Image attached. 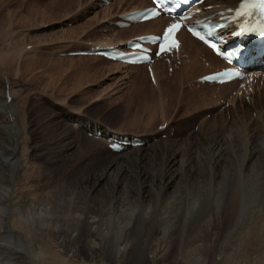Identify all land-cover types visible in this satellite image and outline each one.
Segmentation results:
<instances>
[{"label": "rangeland", "instance_id": "rangeland-1", "mask_svg": "<svg viewBox=\"0 0 264 264\" xmlns=\"http://www.w3.org/2000/svg\"><path fill=\"white\" fill-rule=\"evenodd\" d=\"M29 1L6 0L3 7L8 11L18 10L21 15H24L25 10L30 8L35 14L40 13L43 15V10H46L45 15L49 14L46 16L49 18L44 21L39 19V21L31 22V29L24 28L30 31H28V34H31V41H28V43L26 41L28 47L26 50L24 49V52H31V60L33 59L36 62L35 65L38 64L37 67L40 66L36 68L33 64L35 62L31 61V66L33 64L31 68L35 67L31 69V82L29 77L19 79L16 75H10L4 70H0V83H9V91L16 93L15 97H17L13 98L12 101L16 104L21 115L24 116H21L24 119L22 121L24 133L19 143L25 154L21 155L20 160L25 162H23V170L26 169V171L23 175L31 170L30 175L24 179V182L28 183L34 194L41 198H44V196L47 198L59 189V175L67 179V182L72 183L71 186H65L66 188L61 191L63 202L60 203V209L56 210V205L53 208L56 217L54 225L60 227L62 235L70 236V233L75 232L80 226V228L86 227V225H83L84 219H80L92 214V216L96 215L97 218L104 216L102 222L104 227L108 226L106 227L110 231L111 244L117 241H129L137 245L140 244L144 248L146 244L156 238L153 243L164 240V246L170 249L173 254L170 258H174L178 256L180 250L195 252L197 248L195 249L194 245L191 246L193 242L195 244L194 239L198 241L203 240L204 237L207 238L206 232L209 231L212 235L209 237L210 239L218 235L217 246L219 247H216L218 252H216V255H220V252L223 253L225 257L222 256V264H264V248H261V246L252 247L247 241L248 234L250 235L248 230L253 226L254 220L259 215L257 206L250 205L244 210L241 209V215L237 214L238 216L231 217L223 212L222 209L230 201H234L235 205L241 202L244 204L240 194L234 196L235 189L238 187L236 179L234 180L231 175H228L227 178L212 175L201 176L204 171L201 168L202 163L200 161L207 156H210L213 160L219 152L218 150H212L211 147L197 149L193 147L197 140L191 138V134L199 131L203 118V120L206 118L209 120L213 116L215 121H218L217 126H221L224 130L221 111L232 107L229 100L237 96V91H234L237 85L226 88L228 94L218 102L220 92L225 91V88H205L197 82L198 77L206 72L209 73L208 63H200L199 66H194L193 69L189 70L186 68V60L182 62V58L177 59L172 73L167 64L162 61L158 62L154 68H159L158 70L163 75L164 80L163 83L155 85L149 78L147 67H121L122 69H114L110 72L107 70L110 65L101 60L89 59L90 57H85V59L82 56H72L71 58L68 55L71 51L88 50L96 44H101V46L106 43L124 44L133 37L152 32L153 28L149 29L150 26L135 28L132 26L129 29H119L115 26V21L119 19L123 12L130 11L139 5L133 3L132 0H125L122 3L116 1L111 4L102 3L101 0H91L92 3L89 7L79 8L76 6L75 9L74 7L70 9H74L71 13L66 12L67 14L63 13L67 9L63 6L65 5L64 0ZM106 19L110 20L109 23ZM157 28L158 26L154 27L156 32L159 33L160 31ZM104 70L107 71L104 72ZM94 71L96 72L94 73ZM53 72H59L58 77L55 75L53 78L56 81L55 84L61 86L51 84L48 79L43 77L47 74L49 76ZM77 72L82 73H79V76L83 75L79 79L74 76L78 74ZM39 76L41 81L37 80ZM42 77L45 80L44 82ZM180 79H182V83H179ZM63 83H65V87ZM260 86H262V83ZM238 97L243 98V95L240 94ZM248 98L246 100L243 98V100L249 102ZM60 119L63 120L66 128L60 126L58 123ZM75 119L88 123L91 120H96L102 127H105L104 129L107 128L120 134L124 132L134 136L140 135L138 137L148 136L150 141L142 147L143 151L141 148H137V150L141 149L142 153L140 155L136 149L132 150V148L126 152H137L139 157H143V153L148 150L155 153L145 156L142 158L143 160H132L130 163L125 164L126 167L119 166L116 167L117 170L115 168L106 170L110 163L112 167L116 166L118 159L115 157L120 156L121 153L117 155L110 152L108 145L102 140L103 137L97 138L98 140L94 139L86 131L85 125H77ZM164 124L167 125V129L161 126ZM0 128L2 129H0V132H2L0 135L5 137L7 143L3 144V149L9 150L10 144H12L10 137H8L9 129L2 126ZM6 128L8 131H6ZM66 130H69L72 136L67 138L65 135ZM234 133L223 135L228 142L225 145L226 147H222L221 150L228 157L224 158L223 161H228L230 158L233 163L235 162L232 170L236 169L237 171L242 162V160H239V162L238 159L242 157L239 154L241 152L236 150L239 134H236V132L235 135ZM233 135L235 139L232 137ZM175 141L179 144L183 143L180 149L181 161L171 169L175 176V182L166 194L162 191V187L165 186L170 174L167 158L161 155L158 144L160 142L174 143ZM202 143L205 142L202 141ZM110 153L113 155L112 158ZM192 157L196 162L192 160ZM59 158L61 166L56 168L55 160ZM262 158L264 159V155ZM261 172L264 173V169ZM76 189L77 191H75ZM261 190L260 196H257V199L255 198L259 201L255 200V203L259 204L260 202L264 208V189ZM75 199L80 202L75 201ZM117 200L118 204H116ZM114 204L116 206H113ZM231 211L232 209H230V213ZM160 219H166L163 220L164 224L159 225ZM83 235L84 242L80 244L72 242L71 245L68 244L69 247H64L62 240L54 237L49 231L43 230L38 235V240L41 241V246H44L47 256L35 260L38 261V264H45V262L46 264H108L102 261L99 255H91L88 247L83 245L86 242L87 233L83 232ZM134 236L135 239H133ZM163 236L165 238H162ZM95 239L99 240V236H96ZM54 242H57L60 248L56 247L57 245ZM51 246L55 250H51ZM73 249L78 251L76 252ZM64 250H66L65 252H67L71 261L62 259L61 262L57 263L56 255L64 252ZM138 251L135 253L136 256H142L141 250ZM208 256L209 254L203 257L208 258ZM192 262L197 263L195 260ZM149 263L150 261H147L144 264ZM123 264L132 263L125 262ZM162 264H176V262L169 259V261H164Z\"/></svg>", "mask_w": 264, "mask_h": 264}, {"label": "bare ground", "instance_id": "bare-ground-1", "mask_svg": "<svg viewBox=\"0 0 264 264\" xmlns=\"http://www.w3.org/2000/svg\"><path fill=\"white\" fill-rule=\"evenodd\" d=\"M109 1L111 3H115L116 1L122 3L125 0H109ZM139 1L140 0H132L133 3H138L139 5L133 9H131L130 11H125L123 13H128V12H131L133 10L144 9V8L151 6V4L149 3L148 0H141L140 2ZM238 1L239 0H209L207 5L213 6L215 11H223L226 9H232V8L236 7L238 4ZM29 2H31V0ZM5 3H6V0H0V46H1L0 47V70H4L5 72H7V74H10V75H16V76H18L19 79L29 77V80L31 82V69H33L35 67L39 68L40 65L37 67L38 64L35 65L36 62L32 59L35 62V63L32 62L35 65V67L31 68L33 66V64L31 66V61H32L31 60V52L30 53L24 52V49L26 50L28 47L27 46L28 44L26 45V41H27V43H28V41H31V34L30 33L28 34L29 30H25L24 28L31 29V22L39 21V19L44 21L47 18H49V17H46L49 14L45 15L46 10L42 11L43 15H41L40 13L35 14L31 11V8H30L29 10H25L24 15L23 14L21 15V12L18 10L17 11L6 10V8L3 7V5ZM63 3L65 4L63 6L67 8L65 10L63 9L64 10L63 13L65 14L68 11L71 13V11H73L76 8V6L79 8L80 7L83 8V6L89 7L90 4L92 3V1L91 0H64ZM30 6H31V4H30ZM73 7H74V9L70 10ZM60 12H62V11H60ZM109 21L107 20L108 23H109ZM166 23H168V22H166L164 19H158V20L150 21V22H147L144 24L135 25L133 28L141 27V26H150L149 29H151V28H153V29H152V32H148V33H155L156 32V30L154 29L155 26H158V28H157L158 31H162ZM75 32H77V31H75ZM148 33H146V34H148ZM142 35H144V34H142ZM180 37H182L181 40L183 42L182 52L185 54L189 70L191 68L193 69L194 66L200 65L203 53H205L208 56L207 61L210 62V66L213 69H215V71L221 69L222 66H224L222 64V61L219 58H217L216 56H214L212 54V52L207 47H205L203 44H201L197 40L190 37L185 32H182L180 34ZM62 40H63V38H62ZM115 44L106 43L102 46H114ZM118 47H120V46H118ZM80 51H82V50H80ZM83 51H85V50H83ZM71 52H78V51L76 50V51H71ZM206 55L204 57L207 59ZM73 57H79V56H73ZM83 57L85 58V56H83ZM88 57L89 56H86V58H88ZM71 58H72V56H71ZM89 59L101 60L105 64L110 65L109 66L110 68L107 69L110 72L113 71L114 69H120L121 67L122 68H127V67L143 68V67H145L143 65L142 66H127L124 64L115 63V62L106 60L102 57H90ZM153 69H154V78H155L156 85L163 83L164 78H163V75L159 72V70H158L159 68L158 69L153 68ZM91 70H93V69H91ZM101 70H103V69H101ZM107 70H104V72ZM95 72L96 71H94V73ZM208 72L211 73L212 71L208 70ZM48 73H50V72H48ZM79 73H81V72H79ZM79 73L77 75H74L75 78L79 79L80 77L83 76V75L79 76ZM58 74H59V72H55V73L53 72L49 76H47L48 75L47 74V75H44L43 77L45 79H48L51 84L60 85V84H55L56 81L53 78V77H55V75L58 77ZM99 74H101V73H99ZM204 74H207V72ZM43 77H42V80H43ZM57 77H56V79H57ZM60 77H61V75H60ZM40 78L41 77L39 76V78L37 80L41 81ZM67 79H69V78H67ZM44 81L45 80H43V82ZM57 81H58V79H57ZM60 81H61V79H60ZM261 81L262 80H260V81L258 80V82H257V83H259L258 85L253 84V86H248V89H249V87L253 88V92L247 94L249 97V102H246L245 100H243V98H240L238 96H236V97L234 96V98L230 99L231 101L229 100L230 103H232V105H231L232 107L228 110L225 109V111H221L222 112L221 117H223V120H224L223 121L221 119L224 122V127H225L224 130H223V128H221V126H217L218 121H215L213 116L209 120H207V118L205 120H203L204 119L203 118L202 120L200 119L202 123L200 124L199 131L197 133L191 134V138H195L197 140V142L194 146L192 144L193 147H195L197 149H201L204 147H211L212 150H214V151L218 150V152H219L215 155V158L213 160L210 156H209L210 158L207 156L208 158L206 157L205 159H202L200 161L202 163L201 168L204 171V173H201V176L212 175L215 177L227 178L228 175H231L234 178V180L236 179L238 187L235 189L236 193L234 194V196H238L237 194H240L242 201H244V204H242V202H241V203L235 205L234 201H230L227 204V206L224 209H222L223 212L232 217L234 215L240 214L241 209L244 210L245 208H248V206H250V205H256L257 206V213L259 215H258V217L256 216L257 218L255 216H253L256 219L254 220L255 223L253 224V226L251 228H249V230H248V231H250V235L248 234L247 241H248V244H250L252 247L261 246V248L262 247L264 248V208L261 206L260 202H259V204L257 203L259 200L258 201L256 200L257 196L258 197L260 196L259 193L262 192L261 189H264V173L261 172L264 169V159L262 158L264 155V82H263V87L261 88V87H259L261 85L260 84ZM182 82H183L182 79H180L179 83H182ZM63 84L65 87V83H63ZM233 84H235V83L226 84V85H223L222 87L227 88V87L232 86ZM162 85H160V86H162ZM240 85H241V83H240ZM64 87H63V90H64ZM211 87H214V86L213 85H206L205 86V88H211ZM8 88H9V83H0V117H1L0 126L7 127L9 129L8 137H10V140L12 141L11 142L12 144H10L9 150L3 149V144H7V143L4 139L5 137L0 135V264H38V261H36L35 259H40L42 257L47 256L46 251L44 250L45 248H43L44 246L42 247L41 241L38 240V235L40 234V232H43V230L49 231V233L52 234L54 237H58L59 240H62L64 247L65 246L69 247L72 242H78L79 244L84 242L85 240H84L83 232L87 233L86 242L83 245L88 247L89 252L91 253L92 256H94V255L98 256L99 255L101 260L104 262H107L108 264L109 263L110 264H123L125 262H127V263L130 262L132 264H144L147 261L148 262L150 261L151 264L152 263L154 264L157 262L162 264L164 261H169V259L175 260L176 264H194L192 262L193 260H195L198 264H222L221 259H222L223 253L220 252V255H216V252H217L216 247H219V246H217L218 241H219L218 235H216L214 238L212 237V239H210L209 237H211L212 235L209 231L206 232L207 238L204 237L203 240H198V241L196 239H194L195 244H193L194 243L193 242L191 244V246L194 245L195 249L197 248V250L195 252H187L185 250H180V252L178 253V256H176L174 258L173 257L170 258V256H172L173 254L170 251V249H167L164 246L165 245V242H163L164 240L162 242H157L155 244L153 243V241H156V238L153 239L152 242L146 244V246L144 248H142L140 246V244L137 245V244L129 242V241L128 242L117 241V239H116L117 242H115L114 244L113 243L111 244L110 243L111 236H109L110 231L107 230V227H108L107 225H106L107 227L106 226L104 227V224L102 222L104 220V219L102 220V217H104V216H102L101 214L100 215L102 217L99 216L98 218L96 215L92 216V214L90 216L82 218L81 217L82 214H81L80 220L84 219V222L86 224L83 221L82 222H83V225H86V227L80 228L81 227L80 226L79 229H77L75 232L70 233L71 234L70 236L62 235V231L60 230V227H58V226L56 227L54 225L55 221H56L55 220L56 217H55V213H53V208L56 205V207H57L56 210L60 209L59 208L60 203L63 202L61 200V198H62L61 197V191L64 188H66L67 186H71L72 183L67 182L68 181L67 179L63 178L62 175L58 174L59 175L58 182L60 183L59 189L54 191L47 198L45 196H44V198H41V197H38L34 194V192L31 190V187L29 186L28 183L24 182V179L27 178L31 173V170H30V171H28V173L23 175L25 173L26 169L23 170V162L24 161L20 160L21 155L25 154L22 151V148H20V143H19V141H20V139L24 133V131H23L24 127L22 124V121H24V119H22V117H24V116L21 115L16 104H14L12 101L13 98H17V97H15L16 93L10 92ZM53 88H54V86H53ZM56 89H57V87H56ZM256 89H257V91H256ZM234 91H237V95L241 91L243 92V94H245L244 90L241 89L240 87ZM227 94H228L227 89H225V91L220 92V95L218 98L222 99L223 96H225ZM247 95H246V97H247ZM196 102H197V99H196ZM202 102H203V100H202ZM189 107H191V106H189ZM74 121H75V123L77 122V125H79V123L81 122L86 127L89 124L88 122H84L83 120H80V119H75ZM58 123L60 124L61 127L66 128V127H64L63 120L60 119V121H58ZM7 128H6V131H8ZM58 128H59V126H58ZM104 128L105 127H101V129L104 130L103 133L105 135V137H103L102 140L105 142L106 145H108L109 144L107 142L108 138L112 137V134H116V135H118V134L115 132L111 133L110 130H108L107 128L106 129H104ZM3 130H4V128H3ZM90 130H91V132L95 131L92 126L90 127ZM97 130H100V128L97 127ZM59 132H60V130H59ZM234 132L235 133L237 132L236 134H239V142H237L238 148L236 150H239L241 152L239 154L242 157L241 159H238V161L242 160V162L240 163L239 169L237 171H236V169L232 170L235 162L233 163V161L230 158L228 159V161L227 160L223 161L224 158L226 159L228 157H226L225 156L226 154L221 150L222 147H226L225 145L228 142L223 137V135L232 134ZM1 133L2 132H0V134ZM65 135L67 138L72 136L69 130H66ZM134 137H138V136H134ZM232 137L234 138L235 136L233 135ZM138 138H140L141 142H143V146L140 147L143 151L142 147H144V145H146V143H149L150 140H149L148 136L147 137L142 136V137H138ZM94 139H96V138H94ZM195 139H194V141H195ZM236 139H238V138H236ZM7 140H9V139H7ZM92 141L94 142L93 139H92ZM202 141H204L205 143H202ZM90 143H91V140H90ZM192 143H193V141H192ZM154 144H156V143L154 142ZM182 144H179V142H177V141H175L174 143L160 142L158 144L159 147L157 146L158 150H160V152H161V155L164 158H167V166L169 168V174L170 175L168 176V179H167L165 186L162 187V191L166 194L169 192L170 187L175 182L174 181L175 176H174V173H172L173 170H171V169H173L181 161L180 149L183 146ZM151 148H153V146H151ZM141 149H138V150L136 149L137 152L139 153V155H140V153H142ZM207 149L209 150V148H207ZM128 150H131V149H127L126 151H128ZM126 151H124L125 153L124 152L121 153L120 156L115 157L116 159H118V161L115 164L116 165L115 167H112V165L110 163V166H108L106 168V170L107 169L109 170L111 168L116 169V167H119V166L124 167L125 164L130 163V161H132V160L142 159L149 154L155 153L153 151L148 150V151H145V153H143L144 154L143 157H141V156L139 157V155H137V152H135V153L130 152L129 153ZM196 154L198 155V153H196ZM110 155L112 158V156H113L112 153H110ZM193 157H195V156H193ZM193 157H192V160L195 161V159ZM59 160H60V158L55 160V167L56 168L61 166ZM113 161H115V160H113ZM113 161H112V163H113ZM259 163H260V166H259ZM234 168H235V166H234ZM184 171H183V173H184ZM107 173H109V172H107ZM196 175H197V173H196ZM141 178H142V176H141ZM230 180H229V182L232 181V180L231 181ZM142 185H143V183H142ZM219 186H220V183H219ZM17 187L19 188L18 190L16 189ZM233 187H234V185H233ZM230 188H232V187L230 186ZM75 191H77V189ZM75 191L73 190V192H75ZM144 196H146V195H144ZM255 200L257 201L256 203H255ZM75 201H78V199L77 200L75 199ZM78 202H80V201H78ZM116 204H118V200L116 201ZM100 206H101V204H100ZM113 206H116V205L114 204ZM105 207H107V206H105ZM134 207H136V206H134ZM219 208H220V206H219ZM111 209H113V208H111ZM125 209H126V207H125ZM230 209H232L231 213H230ZM105 210H107V209H105ZM135 211H137V210H135ZM218 211H219V209H218ZM132 212H133V210H132ZM74 214H75V212H74ZM77 214H79V213H77ZM93 214H95V213H93ZM149 216H151V215H149ZM149 216H148V218H149ZM163 216H164V212H163ZM120 220H121V218L119 219V222H120ZM163 220H166V219H163ZM163 220L160 219L159 225H162ZM82 222H81V224H82ZM119 222H117V223H119ZM197 225H199V224L197 223ZM173 226H174V224H173ZM207 226H208V224H207ZM247 226H248V224H247ZM128 227H131V226H128ZM166 227H165V229H167ZM71 228H73V227H71ZM85 228H87V229L85 230ZM208 228H210V227H208ZM197 229H198V227H197ZM206 230H207V227H206ZM96 236H99V240L95 239ZM156 236H158V235L156 234ZM120 237H119V239L122 238V237L121 238ZM129 237H130V235H129ZM160 237H161V235H160ZM162 238H165V237L163 236ZM133 239H135V236L133 237ZM125 240H126V238H125ZM169 241H170V239H169ZM176 241H177V239H176ZM54 243H55V245H57L56 247L60 246L57 242H54ZM106 243H108V244H106ZM203 243H205V245H203ZM68 244H70V245L68 246ZM75 246H77V245H75ZM50 249L53 250L54 248L51 246ZM138 250H141L140 253L142 252V256H140V257H137L135 254L136 251H138ZM65 251L66 250H64V252L58 253V255H56V258L58 261L57 263L61 262L62 259L70 260L69 256L67 255V252H65ZM74 251H76V250H74ZM192 251H194V250H192ZM107 253H108V255H106ZM203 254L204 255L209 254L208 258L203 257L204 256ZM223 257H225V256H223ZM223 260H225V259H223ZM45 264H46V262H45Z\"/></svg>", "mask_w": 264, "mask_h": 264}, {"label": "snow or ice", "instance_id": "snow-or-ice-1", "mask_svg": "<svg viewBox=\"0 0 264 264\" xmlns=\"http://www.w3.org/2000/svg\"><path fill=\"white\" fill-rule=\"evenodd\" d=\"M251 7H258L262 14H264V0H259V2L255 5H248L245 4L242 6L241 12L239 13L240 15H246L247 10ZM180 24H173L171 25L167 30L166 33L164 34V40L163 43L160 45V50L161 52H168L172 51L173 49L178 50L180 45L178 40L175 38V33L181 29ZM197 35L201 40L204 39V37L199 36V33H194ZM261 34L264 35V27L261 29ZM213 48H215V45H212Z\"/></svg>", "mask_w": 264, "mask_h": 264}]
</instances>
